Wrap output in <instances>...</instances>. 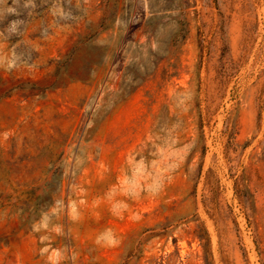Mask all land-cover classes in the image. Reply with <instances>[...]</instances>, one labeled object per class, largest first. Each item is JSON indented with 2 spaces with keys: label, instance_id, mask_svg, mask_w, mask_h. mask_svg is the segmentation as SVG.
I'll list each match as a JSON object with an SVG mask.
<instances>
[{
  "label": "rangeland",
  "instance_id": "374dc122",
  "mask_svg": "<svg viewBox=\"0 0 264 264\" xmlns=\"http://www.w3.org/2000/svg\"><path fill=\"white\" fill-rule=\"evenodd\" d=\"M0 264H264V0H0Z\"/></svg>",
  "mask_w": 264,
  "mask_h": 264
}]
</instances>
